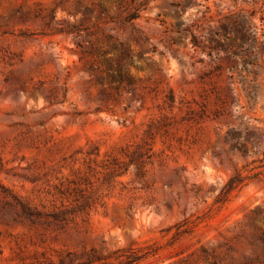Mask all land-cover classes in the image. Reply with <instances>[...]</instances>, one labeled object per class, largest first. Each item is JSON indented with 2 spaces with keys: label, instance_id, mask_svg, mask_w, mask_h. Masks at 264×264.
<instances>
[{
  "label": "rangeland",
  "instance_id": "374dc122",
  "mask_svg": "<svg viewBox=\"0 0 264 264\" xmlns=\"http://www.w3.org/2000/svg\"><path fill=\"white\" fill-rule=\"evenodd\" d=\"M262 231L264 0H0V264H264Z\"/></svg>",
  "mask_w": 264,
  "mask_h": 264
},
{
  "label": "trees",
  "instance_id": "16d2710c",
  "mask_svg": "<svg viewBox=\"0 0 264 264\" xmlns=\"http://www.w3.org/2000/svg\"><path fill=\"white\" fill-rule=\"evenodd\" d=\"M138 17V15L136 13H133L132 15H130V19L134 20ZM74 25H72L69 29L68 32L73 31ZM260 172L255 173L252 177H255L257 175H259ZM248 177L243 176L240 173H236L234 174L232 177H230V179L228 180V182L223 186V188L221 189V192L219 194V200H225L228 195L234 191L235 189L242 187L243 185H245V180ZM69 210L68 209H55V210H51V211H46V210H40L37 208H33L31 206L25 205L23 207V215L32 223V224H42V223H57L63 220L67 219ZM260 240L264 243V231L261 232L260 234ZM206 253V250H205ZM146 256V254H141V255H133V256H129L127 257V259L124 260V263L126 264H131V263H135L140 261L141 259H143ZM103 258L96 255V254H92V255H88L83 261L81 262H76L75 261V253L72 251H68L66 252L65 255H63L60 258L59 264H111L107 261H103L101 262ZM122 262L119 263H114V264H121ZM42 264H52V262L49 263H42Z\"/></svg>",
  "mask_w": 264,
  "mask_h": 264
}]
</instances>
